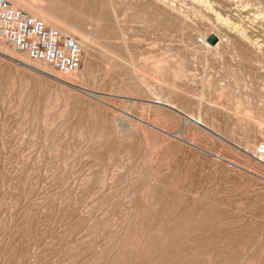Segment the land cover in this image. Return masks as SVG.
Wrapping results in <instances>:
<instances>
[{
    "label": "rangeland",
    "instance_id": "374dc122",
    "mask_svg": "<svg viewBox=\"0 0 264 264\" xmlns=\"http://www.w3.org/2000/svg\"><path fill=\"white\" fill-rule=\"evenodd\" d=\"M9 1L99 52L0 41V264H264V0Z\"/></svg>",
    "mask_w": 264,
    "mask_h": 264
},
{
    "label": "built area",
    "instance_id": "2783aa9c",
    "mask_svg": "<svg viewBox=\"0 0 264 264\" xmlns=\"http://www.w3.org/2000/svg\"><path fill=\"white\" fill-rule=\"evenodd\" d=\"M0 41L64 74L78 72L83 64V47L76 38L9 0H0ZM256 154L262 160L264 145Z\"/></svg>",
    "mask_w": 264,
    "mask_h": 264
},
{
    "label": "bare ground",
    "instance_id": "6f19581e",
    "mask_svg": "<svg viewBox=\"0 0 264 264\" xmlns=\"http://www.w3.org/2000/svg\"><path fill=\"white\" fill-rule=\"evenodd\" d=\"M32 1V3L33 4H42V0H31ZM251 1V0H250ZM44 3V2H43ZM164 3L166 4V6L167 5H169L168 4V2H165L164 1ZM21 4H19L18 2H17V4H15V6H17V7H22V9L24 8V10L25 9H29V10H31L32 11V13L34 14V16H36V17H42V19L43 20H45L46 21V23L49 25V26H52V27H56V28H59V29H61L62 31H66V32H68V31H71L72 33H77V31H79V30H77V31H75V30H72L70 27H68L67 25H65L64 23H62L59 19H57V18H55L54 16H50V15H48L45 11H43L40 7H42L41 5L39 6V7H37V8H33V6L32 5H30L29 4V6L26 4H24L23 6H20ZM200 5H203V2H201V4ZM134 3H133V1L131 0V1H129L128 2V7H129V10H131V11H133L134 10ZM86 7H88V9H90V10H97V9H101V7H102V5H99V4H97V3H95V2H89V3H86ZM245 7V6H244ZM241 9H244V8H241ZM235 10L236 11H240L241 12V10H240V6L237 4V6H235ZM187 11H190L189 9H187ZM214 12V11H213ZM32 14V15H33ZM235 14V13H234ZM219 16V15H218ZM239 16V15H238ZM257 16V15H256ZM258 16H260V15H258ZM116 18H117V16H115ZM135 15H129L128 16V29L130 30V33H128V37H134L135 35H137V33H138V30L136 29V27L134 26V23H135ZM182 17H187V12H185V11H183L182 12ZM259 18V17H258ZM228 19V18H227ZM242 19V18H241ZM186 20V19H185ZM75 22H76V24L77 25H83V23H84V16L82 15V14H80V15H77L76 17H75ZM248 23V22H247ZM246 23V24H247ZM252 24V23H251ZM232 25V24H231ZM238 26V25H237ZM245 26V25H244ZM234 27V26H233ZM250 27V26H249ZM252 27V26H251ZM262 28V27H261ZM229 29V28H228ZM239 29H241V28H239ZM238 29V30H239ZM246 29H248V28H246ZM254 29V28H253ZM234 30V29H233ZM249 30V29H248ZM240 31V30H239ZM81 32V31H80ZM235 32V31H234ZM212 34V33H211ZM79 35H80V37H81V40H82V42H80V44L81 43H83V44H85V46H86V49H87V53H88V55H89V63L90 64H94L95 63V61H96V58H97V53L99 52V51H97V46H99L98 44H97V42H95L88 34H86V33H83V32H81V33H79ZM255 39H257V38H255ZM256 42V41H255ZM258 42V41H257ZM203 43H204V45H206L208 48H211L212 47V45L209 43V42H207V41H205V40H203ZM220 44V42L216 45V46H218ZM82 45V44H81ZM263 45V44H262ZM216 46H214V47H216ZM130 47V45L128 44V48ZM100 54L102 55V52H100ZM30 66V65H29ZM33 70V69H32ZM40 70V69H39ZM39 72V71H38ZM75 75V74H74ZM74 77V76H73ZM75 78V77H74ZM67 83H69V84H76V83H78L79 82V80H78V78H76V79H68V80H65ZM95 92V91H94ZM137 100V99H136ZM157 103H159L160 101H156ZM127 112V111H126ZM132 115V114H131ZM187 117H189L191 120H194L195 122H203L201 119L200 120H197V119H195V117H193V116H189V115H186V114H184V116H183V118H184V120H186L187 119ZM137 119V118H136ZM119 121V120H118ZM120 122H121V120H120ZM183 122H186V121H183Z\"/></svg>",
    "mask_w": 264,
    "mask_h": 264
},
{
    "label": "water",
    "instance_id": "95a60500",
    "mask_svg": "<svg viewBox=\"0 0 264 264\" xmlns=\"http://www.w3.org/2000/svg\"><path fill=\"white\" fill-rule=\"evenodd\" d=\"M209 43L211 44V45H215V44H217V42H218V38L215 36V35H212V36H210V38H209Z\"/></svg>",
    "mask_w": 264,
    "mask_h": 264
}]
</instances>
